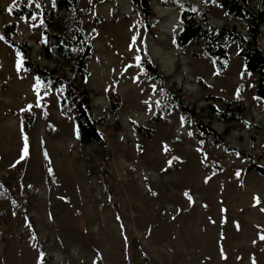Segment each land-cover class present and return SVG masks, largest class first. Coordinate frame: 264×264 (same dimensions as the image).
Instances as JSON below:
<instances>
[{"label":"rangeland","instance_id":"374dc122","mask_svg":"<svg viewBox=\"0 0 264 264\" xmlns=\"http://www.w3.org/2000/svg\"><path fill=\"white\" fill-rule=\"evenodd\" d=\"M249 2L264 8V0ZM22 5L31 17L9 12ZM79 5L82 27L95 35L75 82L90 96L106 147L81 143L57 90L17 67L26 56L67 75L64 48L77 44L49 14L51 0H0V37L13 21L10 39L27 48L0 39V264H264V175L248 167L264 166L254 75L240 78L234 41L223 70L200 53L201 38L174 41L184 7L245 35L243 22L217 0H149V28L130 0ZM45 30L62 36L61 49ZM235 97L242 119H220ZM197 120L234 148L204 139Z\"/></svg>","mask_w":264,"mask_h":264},{"label":"trees","instance_id":"16d2710c","mask_svg":"<svg viewBox=\"0 0 264 264\" xmlns=\"http://www.w3.org/2000/svg\"><path fill=\"white\" fill-rule=\"evenodd\" d=\"M51 2L52 10L49 14L55 22L62 23L63 31L66 34L70 33L71 39L77 44V46L72 47L71 51L64 48L69 61L68 73L65 76L57 74L53 70L33 64L26 56L22 59L23 67L31 75L48 81L57 90L59 103L61 105L67 104L70 109L76 135L81 143L94 141L106 147L97 127V119L94 118L90 110V96L86 89L80 88L75 82L77 75L84 76L86 73V58L90 55L91 48L90 38L95 35V30L91 29L89 33H86L82 27L81 16L85 13V9L80 7L79 0H51ZM130 2L146 19V28L151 27L155 23V18L151 12L149 0H130ZM217 2L227 15L243 22L245 35L235 32L233 28L228 26L215 27L207 21L203 13H199L190 7H184L180 12L181 28L175 33L174 41L180 46L201 38L203 44L200 47V53L212 60L216 70H223L226 67V44L229 41H234L237 45L236 54L242 59L240 78L243 80L249 74L254 75V98L261 109L264 110V53L259 46L260 27L264 24V8L251 6L249 0H217ZM11 12L14 16L25 18L32 15L30 8L24 5L12 8ZM2 28L4 30L3 39L16 50L25 52L26 55V46L10 39L15 23L13 21L6 22L2 25ZM44 37H47L53 44L56 43V49H61L60 46L62 45L57 40H64L61 38L62 36L45 30ZM66 43H69V40ZM59 52L62 53V51ZM142 66L144 71L155 79L160 80L163 78L156 65L143 62ZM243 110L241 97H235L224 101L223 109L218 110L216 113L220 119L230 122L241 120ZM196 126L203 132L201 136L204 139H207V136H212L218 145L226 149L234 148L228 145L220 134L209 128L207 123L197 120ZM248 167L264 175L263 165L252 162Z\"/></svg>","mask_w":264,"mask_h":264},{"label":"snow or ice","instance_id":"6c2138e0","mask_svg":"<svg viewBox=\"0 0 264 264\" xmlns=\"http://www.w3.org/2000/svg\"><path fill=\"white\" fill-rule=\"evenodd\" d=\"M12 11V9L10 8L9 9V12H11ZM33 19H35V17H33ZM0 39H3V37H0ZM139 59V58H138ZM22 58H21V60H19L18 61V64H17V67L19 68L20 66H21V64H22ZM26 139V138H25ZM24 155L26 156L27 155V144L25 145V149H24ZM23 158V157H22ZM187 195V194H186ZM189 199H191V197H189ZM257 202H259L258 200H257ZM262 240H264V235H262L261 237H260Z\"/></svg>","mask_w":264,"mask_h":264},{"label":"bare ground","instance_id":"6f19581e","mask_svg":"<svg viewBox=\"0 0 264 264\" xmlns=\"http://www.w3.org/2000/svg\"><path fill=\"white\" fill-rule=\"evenodd\" d=\"M131 8H132V6H131ZM177 26H178V27L180 26V22H179V21H177Z\"/></svg>","mask_w":264,"mask_h":264}]
</instances>
